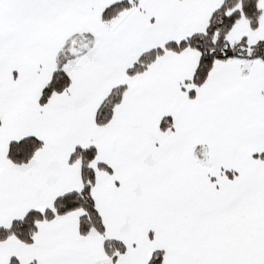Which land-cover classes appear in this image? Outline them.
Masks as SVG:
<instances>
[{
  "label": "snow or ice",
  "instance_id": "snow-or-ice-1",
  "mask_svg": "<svg viewBox=\"0 0 264 264\" xmlns=\"http://www.w3.org/2000/svg\"><path fill=\"white\" fill-rule=\"evenodd\" d=\"M0 264H264V0H0Z\"/></svg>",
  "mask_w": 264,
  "mask_h": 264
}]
</instances>
